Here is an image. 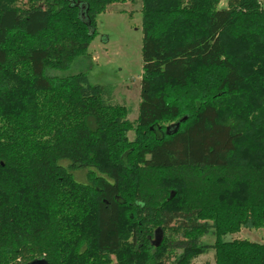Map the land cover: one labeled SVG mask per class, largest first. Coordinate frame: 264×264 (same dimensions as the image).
Wrapping results in <instances>:
<instances>
[{"label":"trees","instance_id":"trees-1","mask_svg":"<svg viewBox=\"0 0 264 264\" xmlns=\"http://www.w3.org/2000/svg\"><path fill=\"white\" fill-rule=\"evenodd\" d=\"M127 1L0 0V264H264L223 240L264 226V4L141 0L131 121L114 87L52 73Z\"/></svg>","mask_w":264,"mask_h":264},{"label":"rangeland","instance_id":"rangeland-1","mask_svg":"<svg viewBox=\"0 0 264 264\" xmlns=\"http://www.w3.org/2000/svg\"><path fill=\"white\" fill-rule=\"evenodd\" d=\"M226 4L227 0H223L220 7ZM141 7V0L127 1L113 5L110 11L99 15L98 35L90 43L87 53L77 57L67 71H52L60 75L84 72L92 84L114 87L111 102L125 105L130 111L128 118L131 121L138 116L143 74ZM134 135L133 131L129 133L132 140ZM87 170L78 171L75 178L84 182ZM241 239L264 243V226L254 229L243 227L223 235L225 241ZM216 240L217 236L211 232L201 238L202 243L208 245H214ZM192 264H216L215 249L210 248L199 255Z\"/></svg>","mask_w":264,"mask_h":264},{"label":"water","instance_id":"water-1","mask_svg":"<svg viewBox=\"0 0 264 264\" xmlns=\"http://www.w3.org/2000/svg\"><path fill=\"white\" fill-rule=\"evenodd\" d=\"M162 239H163V233H162L161 229H158L156 232V238H155L154 244L157 246L160 245V243L162 242ZM26 264H49V262L46 258H37V259H35L31 262H28Z\"/></svg>","mask_w":264,"mask_h":264},{"label":"crops","instance_id":"crops-1","mask_svg":"<svg viewBox=\"0 0 264 264\" xmlns=\"http://www.w3.org/2000/svg\"><path fill=\"white\" fill-rule=\"evenodd\" d=\"M264 4V0H260Z\"/></svg>","mask_w":264,"mask_h":264}]
</instances>
